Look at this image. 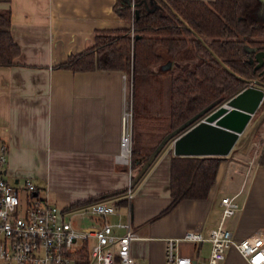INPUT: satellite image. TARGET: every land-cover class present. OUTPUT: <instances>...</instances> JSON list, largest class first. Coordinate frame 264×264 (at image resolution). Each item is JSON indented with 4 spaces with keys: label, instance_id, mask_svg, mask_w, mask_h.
I'll return each instance as SVG.
<instances>
[{
    "label": "crops",
    "instance_id": "1",
    "mask_svg": "<svg viewBox=\"0 0 264 264\" xmlns=\"http://www.w3.org/2000/svg\"><path fill=\"white\" fill-rule=\"evenodd\" d=\"M117 1L0 0V8H11V32L21 48L16 64L0 66V138L9 146L7 180L20 189L26 180L33 181L77 228L95 224L94 218L82 214L90 204H114L122 221L131 222L138 233L131 245L137 264H168V238L189 229L208 233L217 226L223 196L239 200L237 214L226 221L236 237L264 232V166L259 164L264 144L254 156V143L264 133V101L221 162L207 198L184 199L154 219L172 201L170 169L175 153L170 141L133 185V198L127 199L126 190L139 170L125 162L120 150L132 75L56 67L91 46L98 33L132 26L116 12ZM188 61L183 59L181 66L172 59L164 61L143 82L149 88H169L175 74L188 68ZM136 96L134 81V106ZM169 106L150 110L155 119L142 126L150 138L143 143L144 152L151 153L160 143L158 125H153L160 114H169ZM134 134L135 129L132 148ZM110 220L116 222L118 216L111 215ZM124 232L116 229L117 234ZM208 249L205 244L203 255ZM182 251L191 253V248ZM223 264L247 263L232 249Z\"/></svg>",
    "mask_w": 264,
    "mask_h": 264
},
{
    "label": "trees",
    "instance_id": "2",
    "mask_svg": "<svg viewBox=\"0 0 264 264\" xmlns=\"http://www.w3.org/2000/svg\"><path fill=\"white\" fill-rule=\"evenodd\" d=\"M115 10L123 20L132 22L130 28L98 33L91 46L71 54L56 67L126 71L132 75L134 86L138 75H143L145 81L144 76L169 60L166 58L180 66L183 59L189 60L188 68L176 73L168 88L169 114H160L153 125L164 132L159 142L204 108L212 104L217 107L238 94L248 81L258 79L264 83V70L255 69V54L264 50V0H118ZM11 16V8H0V66L16 64L21 52L12 36ZM139 102L136 96V106ZM136 106L131 160L132 168L140 169L150 155V151L144 152L143 127L147 121L154 123L155 117L147 106H143V113H138ZM224 159L173 154L172 201L154 219L169 213L184 199L207 198ZM259 164L264 166V146Z\"/></svg>",
    "mask_w": 264,
    "mask_h": 264
},
{
    "label": "built area",
    "instance_id": "3",
    "mask_svg": "<svg viewBox=\"0 0 264 264\" xmlns=\"http://www.w3.org/2000/svg\"><path fill=\"white\" fill-rule=\"evenodd\" d=\"M134 2V1H133ZM134 8V3L132 4ZM133 36V32H132ZM131 87V88H130ZM122 115L121 157L132 164L133 107L132 85ZM254 143V156L264 144V133ZM9 146L0 138V261L2 264H137L132 242L139 238L132 223L122 221L114 204L98 201L82 210L95 219L83 228L73 225L62 210L39 192L36 184L26 180L17 188L6 178ZM128 200L134 196L132 182L126 190ZM220 220L208 233L189 229L182 235L168 238V264H223L230 250H236L247 264H264V232L238 238L226 221L240 209L236 196L220 200ZM111 215L118 221L112 222ZM123 228V234L116 229ZM209 245L203 255L204 245ZM190 246L191 253L182 251Z\"/></svg>",
    "mask_w": 264,
    "mask_h": 264
},
{
    "label": "water",
    "instance_id": "4",
    "mask_svg": "<svg viewBox=\"0 0 264 264\" xmlns=\"http://www.w3.org/2000/svg\"><path fill=\"white\" fill-rule=\"evenodd\" d=\"M255 69L264 70V50L255 54ZM264 101V83L258 79L247 82L238 94L216 107L212 104L170 132L150 153L132 180L138 182L157 155L170 141L176 155L226 156L233 149L252 115Z\"/></svg>",
    "mask_w": 264,
    "mask_h": 264
},
{
    "label": "rangeland",
    "instance_id": "5",
    "mask_svg": "<svg viewBox=\"0 0 264 264\" xmlns=\"http://www.w3.org/2000/svg\"><path fill=\"white\" fill-rule=\"evenodd\" d=\"M160 51H162V50H160ZM164 56H167V55L164 54ZM166 59H171V58H166ZM143 81H144L143 75H138L137 80H136V91H137V95L140 99L139 104L136 106V109H138L137 110L138 113H143V106L144 105L147 106L150 110L154 109L156 106L160 110H165L169 104L168 87H166L164 90L162 89L161 85L159 87L156 85H153L152 87L149 88L148 86H146L144 84ZM128 82H129V80H128ZM130 83H131V81L129 82V85H130ZM132 107H133V112H134L133 96H132ZM262 109H264L263 105H262ZM161 122H162V120L160 121V123ZM133 130H134V124H133ZM162 133L163 132H158V136H157L158 140L160 139ZM143 134H145V142L148 139H150L147 131H144ZM153 134H155V133H153ZM236 200L239 202L238 199H236ZM0 264H2L1 261H0Z\"/></svg>",
    "mask_w": 264,
    "mask_h": 264
}]
</instances>
